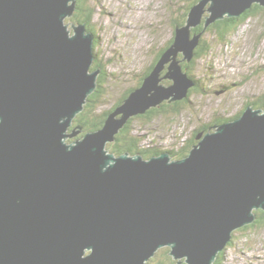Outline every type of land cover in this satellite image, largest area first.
Returning <instances> with one entry per match:
<instances>
[{
  "label": "water",
  "instance_id": "1",
  "mask_svg": "<svg viewBox=\"0 0 264 264\" xmlns=\"http://www.w3.org/2000/svg\"><path fill=\"white\" fill-rule=\"evenodd\" d=\"M76 3L0 0V264H150L165 246L176 264H214L264 210V109L249 104L197 133L181 159L107 144L132 117L188 98L194 27L264 0H199L142 85L100 129L68 141L101 72L95 34L66 23Z\"/></svg>",
  "mask_w": 264,
  "mask_h": 264
},
{
  "label": "rangeland",
  "instance_id": "2",
  "mask_svg": "<svg viewBox=\"0 0 264 264\" xmlns=\"http://www.w3.org/2000/svg\"><path fill=\"white\" fill-rule=\"evenodd\" d=\"M90 2L95 9V52L107 61L104 102L99 108L102 110L111 108L128 88L138 84L148 64L175 36L174 18L184 14L188 0ZM70 17L66 19L69 28L77 23L70 21ZM201 37L208 39L210 51L195 60L190 70L202 81L201 90H194L189 103L182 105L176 115L162 114L150 122H144L143 118L133 121V133L155 148L182 147L196 138L199 127L204 129L208 124L207 130H214L215 127L209 126L215 120L235 118L246 103L264 95V12L249 18L226 37H219L209 26ZM169 82L168 78L162 80L165 84ZM232 241L223 250L222 264H264V226L235 230ZM167 257L161 249L150 263Z\"/></svg>",
  "mask_w": 264,
  "mask_h": 264
},
{
  "label": "trees",
  "instance_id": "3",
  "mask_svg": "<svg viewBox=\"0 0 264 264\" xmlns=\"http://www.w3.org/2000/svg\"><path fill=\"white\" fill-rule=\"evenodd\" d=\"M198 1L199 0H188L186 7H185L186 10L184 14L174 18L175 27L177 25L183 24L187 20L188 13L191 7ZM262 12H264V6L255 3L253 4L251 8L244 11L240 16H231V17L226 16L222 19H219L213 22L212 24L209 25V29L212 30L215 34H218L219 37L223 38V37H226L228 34L238 30V28L242 24H244L249 18L262 14ZM94 14H95L94 5L90 2V0H77L76 8H75L73 15L70 17V21L73 22L74 20L77 23H85L87 26V29L89 31H92L95 34L94 27H93ZM205 28L207 27H205L204 20H203L202 24L193 28V33L201 32L202 34V31ZM173 41H174V37L168 42L167 45H165L158 52L152 65L149 67L148 71H146L143 76L141 75V78L139 79L140 81L135 87L128 88L127 91L119 98L118 102H116L115 105H113L111 108L102 109V110H100L99 108L103 105V102H104L103 98H104L105 90L103 88V84L108 76V72L106 70L107 61H104L101 58H99L96 53L95 60L93 62L91 69L96 70L100 68L101 72L98 76L96 89L93 91V93H91L88 96L84 109L80 113H78V115L75 118V121H74L75 124L73 125V127L82 126V132L77 137H75V139L83 136L85 133L89 131L100 129L104 125L108 117V114L112 112L120 103H122L133 89L142 85L144 77L151 72V70L157 63V61L160 59V57L165 52V50L173 43ZM209 51H210V47L208 44V39H203V37H201L199 44L195 48V56L190 61L184 60L182 62L184 70L197 83L195 87L190 88L188 98L175 101L172 103L165 101L160 106L153 107L144 114H139V115L132 117L128 121L126 126L122 128L120 132L116 135V139L107 144V148L109 149L110 152H113L116 155H120L126 152L132 155L141 153L144 157L149 158L153 155H158L163 151H168L170 152L173 159H181L189 154L191 148L198 142L197 140L194 141V143L188 142L185 145H182V147H178L177 149H170V150L165 149L164 150V149H161L160 147L149 148L145 144L142 143V136L133 133V121L139 118L140 119L143 118L145 119L144 122H150L162 114H165V115H170L171 113L174 115L178 114L182 109V105H186V103H189V97L192 94V92L197 89L201 90L202 81L198 77H196V75L191 73L190 70L191 68H194L195 63H196L195 60L207 56L209 54ZM179 57H182V53H180ZM253 105L255 107H260L264 109V95H262L261 98H259V101H257L255 104L253 103ZM207 129H208V124H205V128L198 129L196 131V134L201 131L206 132L208 131ZM255 213L257 215V218L253 223L243 226L241 228H238L237 230H244L250 227H256V226H261V225L264 226V210L257 209L255 210ZM162 252L166 256L168 255V257L167 259H158V262L163 263V264H175L176 263V260L172 259V257L169 256L168 248L162 249ZM222 260H224L223 251L219 253L214 264H222L223 262Z\"/></svg>",
  "mask_w": 264,
  "mask_h": 264
},
{
  "label": "flooded vegetation",
  "instance_id": "4",
  "mask_svg": "<svg viewBox=\"0 0 264 264\" xmlns=\"http://www.w3.org/2000/svg\"><path fill=\"white\" fill-rule=\"evenodd\" d=\"M154 61V60H153ZM153 61L151 62V63H149L148 64V66H147V68H146V70L143 72V74H142V76L145 74V72L146 71H148V69H149V67L152 65V63H153ZM257 101H259V99H257L256 101H251V103H249V104H255ZM248 105V103H246V106ZM244 110V109H243ZM242 110V111H243ZM242 111L241 112H239V113H236V115H234L233 117H238L241 113H242ZM223 120H224V118H221V119H217V120H215L214 121V124L213 125H210L209 127H211V126H213V127H215L217 124H219V123H221V122H223ZM198 129H201L200 127L198 128ZM202 132V131H201ZM197 139L195 138V139H192L190 142H193L194 143V141H196ZM233 241H231L230 243H229V245L232 243ZM166 248H168V253L170 254V247H168V246H165ZM164 247H162V248H160L159 250H161V249H163ZM158 250V251H159ZM158 251L156 252V255L155 256H153V257H151L150 259H152V260H155V258H157L158 257ZM169 256H171V254L169 255ZM172 257V256H171ZM150 259H149V263H150ZM172 259H174L173 257H172ZM177 262V261H176ZM157 263H160V262H158V260H156V264ZM150 264H152V263H150ZM160 264H163V263H160ZM176 264V263H175Z\"/></svg>",
  "mask_w": 264,
  "mask_h": 264
},
{
  "label": "bare ground",
  "instance_id": "5",
  "mask_svg": "<svg viewBox=\"0 0 264 264\" xmlns=\"http://www.w3.org/2000/svg\"><path fill=\"white\" fill-rule=\"evenodd\" d=\"M116 109V108H115ZM114 111V110H113Z\"/></svg>",
  "mask_w": 264,
  "mask_h": 264
},
{
  "label": "clouds",
  "instance_id": "6",
  "mask_svg": "<svg viewBox=\"0 0 264 264\" xmlns=\"http://www.w3.org/2000/svg\"><path fill=\"white\" fill-rule=\"evenodd\" d=\"M229 245V244H228Z\"/></svg>",
  "mask_w": 264,
  "mask_h": 264
}]
</instances>
